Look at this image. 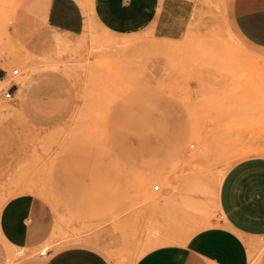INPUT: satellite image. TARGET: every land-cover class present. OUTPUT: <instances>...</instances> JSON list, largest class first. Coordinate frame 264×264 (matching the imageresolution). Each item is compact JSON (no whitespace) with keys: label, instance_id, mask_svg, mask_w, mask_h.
Wrapping results in <instances>:
<instances>
[{"label":"rangeland","instance_id":"rangeland-1","mask_svg":"<svg viewBox=\"0 0 264 264\" xmlns=\"http://www.w3.org/2000/svg\"><path fill=\"white\" fill-rule=\"evenodd\" d=\"M25 1L0 0V208L33 195L54 216L48 248L90 241L119 264L159 242L165 216L183 234L218 220L224 173L264 156V51L237 34L232 0H192L173 41L90 16L64 34L26 19Z\"/></svg>","mask_w":264,"mask_h":264},{"label":"crops","instance_id":"crops-1","mask_svg":"<svg viewBox=\"0 0 264 264\" xmlns=\"http://www.w3.org/2000/svg\"><path fill=\"white\" fill-rule=\"evenodd\" d=\"M230 11L242 40L264 51V0H232ZM193 12L192 0H92L90 11L77 0H26L22 6L29 21L64 34L83 33L90 16L119 34L148 31L172 41L185 34ZM215 204L220 218L187 234L165 216L159 242L132 264H255L264 237V156L229 167ZM54 227L51 210L37 197L22 194L6 201L0 208V264H119L90 241L48 248ZM258 264H264V255Z\"/></svg>","mask_w":264,"mask_h":264},{"label":"bare ground","instance_id":"bare-ground-1","mask_svg":"<svg viewBox=\"0 0 264 264\" xmlns=\"http://www.w3.org/2000/svg\"><path fill=\"white\" fill-rule=\"evenodd\" d=\"M224 4H225V3H224ZM226 21H227V20H226ZM231 34H232V33H231ZM153 47H154L155 49L162 50V49L167 48L168 46H167L166 44H164V43H160V44H159V43H156ZM37 66H38V65H37ZM38 67H39V66H38ZM51 67H52V68H53V67L56 68L55 64H54V65L52 64ZM51 67H50V68H51ZM33 68H34V66H33ZM43 68H44V67L42 66V67H41V70H42ZM45 68H46V67H45ZM47 68H48V67H47ZM30 71H32V69H31ZM33 71H35V70H33ZM28 74H29V73H28ZM30 74H31V73H30ZM14 79H15V78H14ZM23 79H24V78H23ZM16 81H17V80H16ZM18 81H19V80H18ZM27 82H28V81H27ZM29 82H30V81H29ZM31 82H32V81H31ZM31 82H30V83H31ZM15 83H16V82H15ZM30 83H29V84H30ZM1 84H2V83H1ZM16 85L19 86V90H21L23 87H26V86H25L26 83H25V82H21V81H20V83L18 82ZM1 88H2V87H1ZM4 112H5V111H4ZM0 113H1V112H0ZM5 115H6V114H5ZM0 116H1V115H0ZM9 116H10V114H9ZM3 118H5V117H3ZM3 118H2V119H3ZM9 118H10V117H9ZM0 120H1V119H0ZM14 120H15V119H14ZM144 120H146V118H144ZM144 120H143V121H144ZM7 121H8V120H7ZM10 122H11V120H10ZM8 123H9V122H8ZM15 124H16V123H15ZM16 126H17V125H16ZM13 127H14V126H13ZM137 128H138V127H137ZM140 129H141V128H140ZM158 129H159V128H158ZM130 131H132V130H131V129L126 130V133H127V134L130 133ZM141 131H143V130H141ZM18 132H19V131H18ZM189 136H190V137H193L194 135H193L192 133H190ZM155 187H156V186H154V188H155ZM157 187H158V186H157ZM154 238H155V237H154ZM154 238H153V239H154ZM175 241H176V240H175ZM181 241L184 242L185 240H181ZM181 241H180V242H181ZM149 242H150V241H149ZM149 242H148V243H149ZM154 242H155V241H154ZM160 242H161V241H160ZM180 242H179V243H180ZM145 245L147 246L148 244L145 243ZM151 246H152V245H151ZM143 247H144V246H143ZM154 247H155V246H154ZM146 248H147V249H146V251H147V250H148V246H147ZM143 249H144V248H143ZM139 250H140V249H139ZM141 250H142V249H141ZM139 252H140V251H139ZM139 252H138V253H139ZM11 254H12V253H11ZM13 255H14V254H13ZM137 256H139V254H138ZM135 259H136V258H135Z\"/></svg>","mask_w":264,"mask_h":264},{"label":"built area","instance_id":"built-area-1","mask_svg":"<svg viewBox=\"0 0 264 264\" xmlns=\"http://www.w3.org/2000/svg\"><path fill=\"white\" fill-rule=\"evenodd\" d=\"M11 76L12 77H17L19 76V70H13L12 73H11ZM13 87V84L8 87L3 93H2V98L3 100L5 101H12L13 100V93L11 91V88ZM159 188L158 187H155L154 190L157 191ZM261 243L262 245L264 246V237L262 238L261 240ZM40 256H45V253L44 252H40L39 253Z\"/></svg>","mask_w":264,"mask_h":264}]
</instances>
